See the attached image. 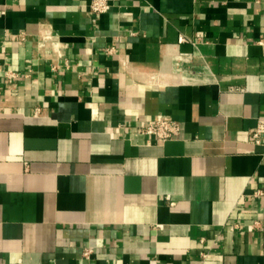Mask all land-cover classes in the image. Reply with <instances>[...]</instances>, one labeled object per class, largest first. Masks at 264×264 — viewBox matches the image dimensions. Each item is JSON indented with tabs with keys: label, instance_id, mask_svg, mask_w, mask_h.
Masks as SVG:
<instances>
[{
	"label": "crops",
	"instance_id": "0c3cea01",
	"mask_svg": "<svg viewBox=\"0 0 264 264\" xmlns=\"http://www.w3.org/2000/svg\"><path fill=\"white\" fill-rule=\"evenodd\" d=\"M91 1L0 0V264H264V0Z\"/></svg>",
	"mask_w": 264,
	"mask_h": 264
},
{
	"label": "built area",
	"instance_id": "2783aa9c",
	"mask_svg": "<svg viewBox=\"0 0 264 264\" xmlns=\"http://www.w3.org/2000/svg\"><path fill=\"white\" fill-rule=\"evenodd\" d=\"M111 3L109 0H92L90 10L92 13L100 15L109 12ZM181 42L187 41L185 37H180ZM19 75L13 72L7 73V78L12 83ZM141 133L154 136L158 142L165 143L167 141L177 139L182 135V128L178 121L173 119L158 118L152 119L141 128ZM249 141L252 145L264 144V121H258L256 127L249 133ZM264 190H259L256 195H263ZM91 249H86L84 255L88 257Z\"/></svg>",
	"mask_w": 264,
	"mask_h": 264
}]
</instances>
